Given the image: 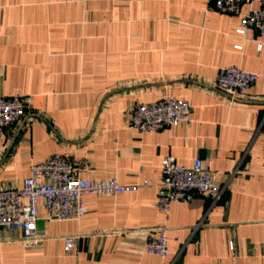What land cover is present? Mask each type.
I'll return each mask as SVG.
<instances>
[{
	"label": "crops",
	"instance_id": "crops-1",
	"mask_svg": "<svg viewBox=\"0 0 264 264\" xmlns=\"http://www.w3.org/2000/svg\"><path fill=\"white\" fill-rule=\"evenodd\" d=\"M208 0H0V96H29L0 132V188L61 153L87 179L133 190L84 194L79 220H48L26 246L0 227V264H264V37L237 32V14ZM262 44V49L258 45ZM240 46V48H237ZM233 65L258 77L245 97L214 85ZM184 99L190 122L139 132L136 103ZM206 164L221 193L156 207L161 160ZM164 229L168 256L144 251ZM77 236L73 249L64 239ZM233 243V248L229 246Z\"/></svg>",
	"mask_w": 264,
	"mask_h": 264
},
{
	"label": "built area",
	"instance_id": "built-area-1",
	"mask_svg": "<svg viewBox=\"0 0 264 264\" xmlns=\"http://www.w3.org/2000/svg\"><path fill=\"white\" fill-rule=\"evenodd\" d=\"M87 2L93 0H76ZM115 1V0H107ZM210 9L225 14H237L242 4L256 3L240 19L237 32L247 36L254 32L264 37V0H208ZM262 44L258 49H262ZM240 48V46H237ZM255 72L229 65L218 68L214 85L231 98L245 97L256 81ZM29 96L15 94L0 96V132L16 124L29 108ZM191 106L188 101L164 97L149 102L136 103L128 116L130 126L139 132L158 131L161 128L190 122ZM264 149V133L262 134ZM162 177L158 185L156 207L167 214L171 204L188 203L195 196L209 195L216 198L222 188L213 180L210 168L199 158L190 166L179 164L173 156L161 160ZM80 168L61 153H53L30 166L20 187L0 188V227L19 230L26 246L38 245L43 237L37 229L40 205L48 220H79L86 212L84 194L97 196L116 195L133 190L120 185L113 177L87 179L78 176ZM77 236L64 239V249L74 248ZM229 246L233 248V243ZM144 251L162 258L168 256V240L164 229L151 236L144 244Z\"/></svg>",
	"mask_w": 264,
	"mask_h": 264
}]
</instances>
